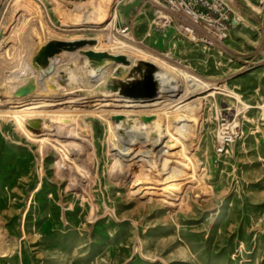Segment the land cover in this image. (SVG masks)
Wrapping results in <instances>:
<instances>
[{
    "label": "rangeland",
    "instance_id": "1",
    "mask_svg": "<svg viewBox=\"0 0 264 264\" xmlns=\"http://www.w3.org/2000/svg\"><path fill=\"white\" fill-rule=\"evenodd\" d=\"M226 1L195 39L160 0H0V264H264V0Z\"/></svg>",
    "mask_w": 264,
    "mask_h": 264
},
{
    "label": "built area",
    "instance_id": "2",
    "mask_svg": "<svg viewBox=\"0 0 264 264\" xmlns=\"http://www.w3.org/2000/svg\"><path fill=\"white\" fill-rule=\"evenodd\" d=\"M160 2L173 12H183L189 14L190 16L196 17L198 26L201 22L209 24L214 28L213 33L220 39H224L228 36L227 26L216 28L213 24L214 17L219 16V18L221 19L227 12L228 3L226 0H160ZM165 19L166 23L170 22L169 20H167V18ZM181 26H184V23ZM236 134L237 132L226 133L224 134V137L221 138L219 136L217 151L223 152L228 144L235 141Z\"/></svg>",
    "mask_w": 264,
    "mask_h": 264
},
{
    "label": "bare ground",
    "instance_id": "3",
    "mask_svg": "<svg viewBox=\"0 0 264 264\" xmlns=\"http://www.w3.org/2000/svg\"><path fill=\"white\" fill-rule=\"evenodd\" d=\"M174 15L177 17V18H179V19H181L182 21H184L183 23L185 24V26H183V27H185L184 29H185V31L190 35V36H192L193 38H197L196 36H195V31L197 30V29H200V27L198 26V24H197V20H196V17H194V16H190L189 14H187V13H183V12H181V13H178V12H174ZM168 23V22H167ZM90 28L89 29H91V30H96V31H107V34H108V38H107V41H106V46H113V40H112V33H113V31H114V29H113V27H112V25H110V26H108V27H103L100 23H98V22H96V21H93L90 25ZM131 41H132V43H136L135 42V40L133 39V38H131ZM122 44L125 46V47H134V45H132V44H128V43H126L125 41H122ZM3 78V79H2ZM3 80H4V76H2V74H1V76H0V83L1 84H3ZM148 84V83H147ZM147 84H145V85H143L142 87H144V90L145 91H147V92H149V90H151V86H149V84L147 85ZM114 86L115 87H117L118 89H120V90H122V97H121V99L123 100V101H132L131 99H134L135 97H137L138 96V94L139 93H137V92H135V91H128L127 89H123V87L121 88L120 86H119V83L116 81V82H114ZM141 87V89L140 90H142L143 88ZM32 102H30L29 104H27L26 105V107L27 108H29L30 107V104H31ZM128 106H130V105H128ZM128 106H125V108H127L128 109ZM31 108V107H30ZM98 108H99V106H97L95 109H94V111L95 112H97V110H98ZM130 109H134V108H132L131 106L129 107ZM230 115V114H229ZM237 115V114H236ZM230 118V117H229ZM229 118H228V120H226V122H224L223 124H222V127H221V131H220V134H219V136H220V138L221 137H224V134H226V133H236L237 131H238V129H237V126L236 125H233V121L231 122L230 120H229ZM235 119V118H234ZM233 119V120H234ZM237 119V118H236ZM235 121V120H234ZM239 121V120H238ZM237 121V122H238ZM238 124V123H237Z\"/></svg>",
    "mask_w": 264,
    "mask_h": 264
}]
</instances>
